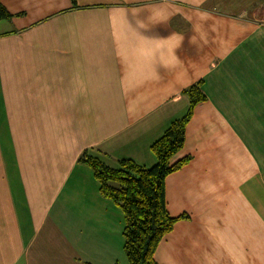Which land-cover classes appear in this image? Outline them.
<instances>
[{"label":"crops","instance_id":"obj_1","mask_svg":"<svg viewBox=\"0 0 264 264\" xmlns=\"http://www.w3.org/2000/svg\"><path fill=\"white\" fill-rule=\"evenodd\" d=\"M0 264H117V204L85 150L154 165L179 217L158 264H264V0H1Z\"/></svg>","mask_w":264,"mask_h":264},{"label":"trees","instance_id":"obj_2","mask_svg":"<svg viewBox=\"0 0 264 264\" xmlns=\"http://www.w3.org/2000/svg\"><path fill=\"white\" fill-rule=\"evenodd\" d=\"M73 2L76 4L77 0ZM12 15L0 0V21ZM185 93L190 99L187 112L174 119L151 145L157 157L154 165L123 158L118 166H111L89 150L79 157L93 169L102 195L123 211L124 250L130 264H158V246L179 218L167 206L166 178L189 161V156L178 160L175 157L185 145L187 125L196 106L207 99L202 81L185 89Z\"/></svg>","mask_w":264,"mask_h":264},{"label":"rangeland","instance_id":"obj_3","mask_svg":"<svg viewBox=\"0 0 264 264\" xmlns=\"http://www.w3.org/2000/svg\"><path fill=\"white\" fill-rule=\"evenodd\" d=\"M114 202V201H113ZM118 208V232H117V253H118V263L117 264H130L127 258V255L124 250V242H125V236H124V226H125V219L124 214L119 205H117Z\"/></svg>","mask_w":264,"mask_h":264}]
</instances>
